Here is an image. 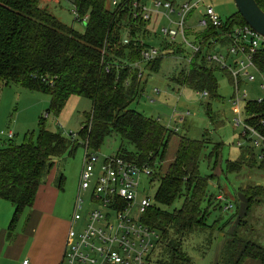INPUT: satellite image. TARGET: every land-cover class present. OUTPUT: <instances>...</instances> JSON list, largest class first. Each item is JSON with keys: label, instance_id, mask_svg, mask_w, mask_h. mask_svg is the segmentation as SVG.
Wrapping results in <instances>:
<instances>
[{"label": "trees", "instance_id": "1", "mask_svg": "<svg viewBox=\"0 0 264 264\" xmlns=\"http://www.w3.org/2000/svg\"><path fill=\"white\" fill-rule=\"evenodd\" d=\"M255 1L264 12V0ZM132 2L122 0L108 8L107 0H73L75 18L81 20L87 16L84 31L79 32L42 8L40 0H0V89L18 82L29 90L47 93L50 104L46 111L54 115L62 110L71 95L91 101V109L83 115L77 138L40 128L37 142H3L0 146V198L13 207L9 221V228H13L22 211L32 207L44 175L54 164V157L65 152L73 154L79 145L98 150L108 135H118L133 148L120 145L119 155L156 165L157 202L170 206L175 199L183 198L178 209L168 212L155 205L143 216L150 227L161 233L160 261L192 264L181 244L186 235L207 227L209 207L215 197V193L207 192L212 175H202L199 170L204 141L186 135L178 137L174 159L163 166L168 139L174 132L157 119L129 107L138 96V70L121 65L125 58L129 61L139 58L142 45L138 40L137 44L134 36L145 25L133 19ZM224 18L231 23H245L237 12ZM125 35L130 38L127 44L123 43ZM161 58L150 61L145 67L157 71ZM189 66L188 72L181 69L182 73L170 79L180 86L205 90L208 96L216 97L214 72L217 68H209L196 58ZM222 71L231 80L229 73ZM41 76L52 78L53 83L49 85ZM243 109L247 116L245 121L264 135V100L246 101ZM239 148V156L226 161L228 173L264 171V159L257 160L252 146L246 143ZM213 156L215 163L221 162L219 149L209 152L206 158L210 161ZM58 180V188L62 189L63 176ZM240 192L246 199L245 210L230 238L223 243L215 264H245L248 260L264 264V244L256 241L264 240V233L253 226L260 218L264 224V216L255 214L264 206V183H246ZM203 202H207L205 206ZM216 208L222 209L219 202ZM220 220V216L216 217L213 225Z\"/></svg>", "mask_w": 264, "mask_h": 264}, {"label": "rangeland", "instance_id": "2", "mask_svg": "<svg viewBox=\"0 0 264 264\" xmlns=\"http://www.w3.org/2000/svg\"><path fill=\"white\" fill-rule=\"evenodd\" d=\"M45 0H41L43 6L47 11L51 12L58 20L67 26L83 32L85 25L84 21L77 20L73 10V4L70 0H55L48 4H43ZM161 3L163 1L172 0H157ZM180 4L184 0H174ZM43 4V5H42ZM107 7L111 8L110 0H107ZM211 5L218 12L220 17H228L236 12V6L233 0H211ZM170 18H175L174 14L169 15ZM164 17L157 16L150 21L147 29L155 31L156 34L150 33L148 42L157 48L162 42L159 37V29L164 25H168ZM182 53L166 54L160 60L157 71L148 69L141 65L142 76L139 79V87L137 90L138 96L130 103L129 107L136 111L144 113L147 117H153L159 123L173 131L174 133L168 139V146L164 155L162 163L165 166L168 159L171 160L175 153L177 146V139L179 136L186 135L190 139L203 140L204 147L201 151L199 161V170L202 175H212L208 182V193H221L227 200L233 203L230 210H223V203L220 205L222 209L215 207L213 200L210 208L211 220L220 216L221 220L218 222L222 224L219 231L223 233L232 230L238 223L241 213L245 210V200L240 192V188L246 183H264V171H244L242 174L236 175L225 170L226 161L236 159L239 156L238 141L242 144L245 142L241 138L243 126L234 124L236 109L233 107L232 98L234 97V90L232 82L228 78V74L223 71H215L214 76L217 80L216 97H202L198 92L185 85H178L171 81V77L182 73ZM254 81H245L239 88V94L245 93V100H256L257 98H264V89L260 87L258 73L254 74ZM158 89V91H155ZM50 104L49 95L34 89H26L18 82L4 86L0 92V131L11 130L15 133L13 142L15 144L22 143L26 140L37 142L39 129L45 128L58 133L61 136L70 138L68 132L71 131L77 138V132L80 127L77 113L83 114L90 111L91 102L80 95L72 96L68 99L62 110L54 115L52 111H46ZM244 102L241 101L238 108L242 113L240 119L242 120L246 113L243 109ZM188 110L189 115L185 116L182 122L177 120L178 114H182ZM48 113L47 118L43 117L44 113ZM81 118V116H80ZM79 118V119H80ZM4 139V140H3ZM0 141H6L5 137L0 136ZM125 145L128 149H133L131 145L124 140L121 141L118 135H108L98 149L97 161L95 162L96 171L102 165L104 157L116 153L120 145ZM219 145V146H218ZM245 145V143L243 144ZM219 149L221 162L215 163V156L209 161L206 156L209 152H214ZM260 149H255L257 160H259ZM84 153V146L79 145L78 148L70 154L63 153L59 157H54V164L49 170L54 176L51 188L57 184V179L63 176V183L61 192L56 205L61 211L62 215H70L73 212V203L77 195V187L79 182V171L82 165V157ZM220 164V165H219ZM166 167V166H165ZM222 170V171H221ZM47 176L44 175L42 183L46 181ZM159 184L158 178L148 184L147 181L143 183L146 189V195L151 202L156 203L159 207L168 212L178 209L183 201L182 197L177 198L170 204V206L161 205L155 199V193ZM224 189L226 193L220 191ZM220 191V192H219ZM83 204L87 203L89 199L88 192H81ZM228 202V201H227ZM207 202H203V206ZM83 213V210L81 211ZM258 216H264V206L256 211ZM253 226L259 232L264 233V224L260 219L253 222ZM204 232H192L182 240V248L190 256L192 264H212L213 255L209 253L210 246L203 238ZM264 238V234H263ZM203 241L200 242V240ZM256 240V239H253ZM263 240V239H262ZM256 240L264 244L263 241ZM211 249V248H210ZM162 251H156L151 257L149 264H165L160 261Z\"/></svg>", "mask_w": 264, "mask_h": 264}, {"label": "built area", "instance_id": "3", "mask_svg": "<svg viewBox=\"0 0 264 264\" xmlns=\"http://www.w3.org/2000/svg\"><path fill=\"white\" fill-rule=\"evenodd\" d=\"M121 1L110 0V5L115 7ZM131 5L133 19L145 22L134 36L142 47L138 59L129 61L125 58L121 66L137 69L139 80L141 65L145 67L150 61L177 52L183 55L182 69L186 72L195 58L197 62L203 60L209 68L226 70L235 94L231 99L238 116L234 124L243 126L240 136L244 143L254 150L260 149L259 158L264 159V135L245 121L247 116L241 120L239 116L242 112L237 109L241 101H249L244 99L245 93L239 94V88L245 81H254L255 73L261 78L259 85L264 89V37L247 23H231L222 19L211 5V0H184L180 4L133 0ZM74 13L76 15L75 10ZM170 14H174L175 18H170ZM157 16L169 22L159 29V37L162 38L159 48L148 45L140 37L141 31L146 30ZM86 19L87 16H84L80 21L85 22ZM123 38L124 44L129 43L127 35ZM41 79L47 80L49 85L53 83L52 78L41 76ZM197 92L202 97L208 96L205 90ZM262 100L264 98L253 101ZM189 113L186 110L178 114L177 120L182 122ZM47 115L46 112L43 117L47 118ZM67 134L75 138L73 132ZM14 135L10 130L0 131V136L6 140H12ZM237 144L243 146L240 141ZM97 153L98 150L84 146L78 191L61 264H149L155 252L161 251V233L144 221L145 212L156 203L151 202L142 185L145 181L150 185L154 180L156 165L139 163L116 152L105 156L96 171ZM81 192L89 193L86 204H83ZM218 198L224 201L223 210H230L232 203L221 195ZM21 264H29L28 259L22 260Z\"/></svg>", "mask_w": 264, "mask_h": 264}, {"label": "crops", "instance_id": "4", "mask_svg": "<svg viewBox=\"0 0 264 264\" xmlns=\"http://www.w3.org/2000/svg\"><path fill=\"white\" fill-rule=\"evenodd\" d=\"M50 1L52 0H45L43 4H48ZM70 2L73 4V0H70ZM170 2L175 3L174 0ZM150 3L151 2H148V4ZM150 33L156 34L154 30L151 31L150 29L142 30L140 33V37L148 45ZM3 87L4 86H2L1 89H3ZM72 96L76 95H71L66 100L68 101ZM84 114L85 113L79 114V112L76 114L80 124ZM3 142L4 141H0V146H2ZM173 159L174 154L171 160ZM169 160L170 159H168V161ZM46 176V181L41 183L37 189L32 207H27L22 211L17 220V224L13 228H9V221L13 213V207H11V204L6 199L4 200L0 198V264H21L24 259H28L29 264H61L67 236L66 232L70 226L72 214L65 216L62 215L63 212L61 213L56 205L60 195L59 192H61L58 188L59 180L57 179V184L54 188H51L54 176H52V173L50 172H48ZM220 191L226 193L224 189H221ZM220 195L224 200H227L223 194L217 192L214 197V202L216 201L215 204L217 202H222L224 204V201L218 198ZM244 200L246 205V199ZM227 201L231 202L229 200ZM242 215L243 214L241 213V216ZM215 218L210 222L211 215H209L206 221L207 227L201 231L204 232L203 238L206 239V242L209 243L208 245L211 248H209V253L213 255L212 264L217 262L223 243L230 238V235L235 228L234 227L232 230L223 233V230L219 231L222 224L215 223V225H213ZM201 241H203V239H201L200 242ZM245 264L258 263L254 260H248Z\"/></svg>", "mask_w": 264, "mask_h": 264}, {"label": "water", "instance_id": "5", "mask_svg": "<svg viewBox=\"0 0 264 264\" xmlns=\"http://www.w3.org/2000/svg\"><path fill=\"white\" fill-rule=\"evenodd\" d=\"M236 12L250 28L264 37V12L255 0H233Z\"/></svg>", "mask_w": 264, "mask_h": 264}]
</instances>
